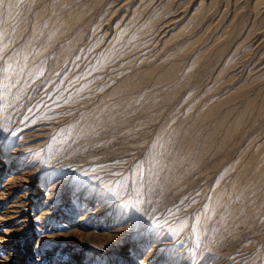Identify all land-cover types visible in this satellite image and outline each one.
<instances>
[{"label":"rangeland","instance_id":"obj_1","mask_svg":"<svg viewBox=\"0 0 264 264\" xmlns=\"http://www.w3.org/2000/svg\"><path fill=\"white\" fill-rule=\"evenodd\" d=\"M113 1L0 0V184L27 171L30 201L53 195L59 207L17 237L1 225L0 264H64L90 249L100 264L122 255L139 264L127 249L144 258L142 243L160 232L175 245L151 251L156 261L179 249L188 264H264V77L247 75L239 44L254 0H216L163 39L171 5L120 0L113 12ZM222 13L234 18L214 40L204 22ZM35 129L41 137L24 143ZM100 200L102 212L80 228L83 203ZM120 225L117 237L110 229ZM11 239L12 261L2 250Z\"/></svg>","mask_w":264,"mask_h":264},{"label":"bare ground","instance_id":"obj_2","mask_svg":"<svg viewBox=\"0 0 264 264\" xmlns=\"http://www.w3.org/2000/svg\"><path fill=\"white\" fill-rule=\"evenodd\" d=\"M142 1V0H141ZM140 1V3H141ZM145 1V0H144ZM234 5H235V8L237 7L236 5L239 4L240 1L242 0H239L237 2V0H234ZM119 2L120 0H115L113 2H111L110 4V11H113L114 10H117L119 7H117V5H119ZM216 2V0H199L197 3H196V0H146L145 4L142 3V5H138L142 8L145 9V7H147L148 9H151V11H154L158 6L160 5H163V4H169L173 7V10H172V13L170 15H167V17L165 19H163L160 24H159V27H158V31L161 30V34L162 36L160 37V39H163L165 37H171L174 32L175 29H180V31L183 29V28H186L187 25H189L193 19H195V16H198L200 14V17L203 13H206L210 10H208V8L210 7L211 4H214ZM219 2V0H218ZM12 3V2H11ZM121 3V2H120ZM128 3V2H126ZM138 3V2H137ZM139 3V4H140ZM237 3V4H235ZM255 7L254 8H257V11L255 12L256 13V16L253 20V22L251 23L250 27L248 28L246 34L243 36L242 38V41L239 42L240 45H243V48L242 50L240 51V57L243 59V57L247 58V56H249V61L248 63L245 65L247 67V75L253 79V78H260V77H264V0H254V2H252ZM13 4V3H12ZM243 4V3H241ZM11 5V4H10ZM109 5V4H108ZM169 5H167L166 7H168ZM220 5H221V2L218 3V7L217 9L219 10L220 8ZM136 6V7H138ZM213 6V5H212ZM211 6V7H212ZM243 6V5H242ZM241 6V7H242ZM117 7V8H115ZM234 7V6H233ZM239 7V6H238ZM162 8V7H161ZM169 8V7H168ZM206 8V9H205ZM253 8V9H254ZM143 9V10H144ZM167 9V8H166ZM165 9V10H166ZM192 9V10H191ZM205 9V10H204ZM212 9V8H211ZM238 9V8H237ZM136 10V9H135ZM160 10V9H159ZM170 10V9H169ZM191 10V11H190ZM233 10V9H232ZM255 10V9H254ZM253 10V11H254ZM137 11V10H136ZM148 11V10H147ZM205 11V12H204ZM235 11H238L239 10H235ZM233 11V12H235ZM134 12V10L132 11ZM141 12V11H140ZM211 13V12H209ZM215 13V12H214ZM116 14V13H115ZM125 14V13H124ZM154 14V13H153ZM152 14V15H153ZM236 14V12L234 13ZM240 14V13H239ZM133 15V13H132ZM136 15V14H135ZM208 15V14H207ZM255 15V14H254ZM142 16V14H141ZM141 16H138L140 17L141 19ZM238 16V15H237ZM236 17V16H235ZM133 18V17H132ZM150 18V16H149ZM206 19V15L204 17ZM233 15H232V18H231V13H228V14H219V15H214V16H211L210 19L206 20L204 22V30L203 31H206L208 30L210 27H213L215 29V33L214 34V40H219V39H222V36L225 32V30L228 28V25L230 24L231 20L233 19ZM122 20V19H121ZM136 20V19H135ZM134 20V22H135ZM139 20V19H138ZM137 20V21H138ZM145 21V20H144ZM158 21V20H157ZM120 22V21H119ZM131 22V21H130ZM195 22V21H194ZM122 23V21H121ZM128 23V22H127ZM149 23V22H147ZM196 23V22H195ZM194 23V24H195ZM201 23V22H200ZM126 24V23H125ZM133 24V23H132ZM130 25V24H129ZM135 25V24H134ZM146 25V24H145ZM193 25V23H192ZM191 25V26H192ZM198 25V24H197ZM201 25V24H200ZM133 26V25H132ZM140 26V24L138 25ZM147 26V25H146ZM154 26V25H153ZM152 26V27H153ZM190 26V28H191ZM118 27V26H117ZM126 27V26H125ZM128 27V26H127ZM129 28V27H128ZM132 28V27H131ZM156 28V27H155ZM189 28V26H188ZM189 28V29H190ZM197 28V27H196ZM149 29V28H148ZM192 29V28H191ZM190 29V30H191ZM203 29V28H202ZM230 29V28H229ZM121 30H122V27H121ZM147 30V29H146ZM231 30V29H230ZM140 31V30H139ZM144 31V29H143ZM151 31V30H150ZM179 31V32H180ZM186 31V30H185ZM188 31V30H187ZM245 31V30H244ZM118 32V31H117ZM130 32V30H129ZM133 32H135V29L133 30ZM132 32V33H133ZM191 32V31H190ZM211 32V30H210ZM128 33V32H127ZM131 33V34H132ZM151 33V32H150ZM160 33V32H159ZM203 33V32H202ZM201 33V34H202ZM229 33V32H228ZM232 32H230V34H227V37L228 35H231ZM115 34V33H114ZM130 34V35H131ZM152 34V33H151ZM148 33V35H151ZM157 34V33H156ZM183 34V33H182ZM200 34V35H201ZM226 34V33H225ZM120 35V33H119ZM118 35V36H119ZM129 35V36H130ZM135 35V34H134ZM147 35V34H146ZM177 35V34H176ZM180 35V34H179ZM177 35V36H179ZM125 36V35H124ZM137 36V35H136ZM140 36V35H139ZM157 36V35H156ZM177 36H174L175 38H177ZM182 36V35H181ZM193 36V35H192ZM199 36V34H198ZM197 36V37H198ZM205 36V34H204ZM203 36V38H204ZM207 36V35H206ZM226 36V35H225ZM232 36V35H231ZM122 37V36H120ZM135 37V36H134ZM154 37V35H153ZM200 37V36H199ZM230 37V36H229ZM119 38V37H118ZM137 37H135V40H136ZM145 38V37H144ZM181 38V37H180ZM179 38V39H180ZM211 38V37H210ZM121 39V38H120ZM119 39V40H120ZM132 39V38H131ZM134 39V38H133ZM132 39V40H133ZM140 39V38H138ZM143 39V37L141 38ZM159 39V38H158ZM172 38H170L171 40ZM174 39V38H173ZM178 39V40H179ZM202 39V38H201ZM200 39V41H201ZM226 39V38H224ZM117 40V39H116ZM149 40V39H147ZM177 40V39H176ZM177 40V41H178ZM187 40V39H186ZM197 39H195L196 41ZM208 40V39H207ZM211 40V39H210ZM122 41V39H121ZM120 41V42H121ZM125 41V40H124ZM127 41V40H126ZM134 41V40H133ZM132 41V42H133ZM164 41H167V40H164ZM163 41V46L166 45V43ZM169 41V40H168ZM174 41V40H173ZM199 41V40H198ZM197 41V42H198ZM223 41V40H222ZM118 42V41H117ZM131 42V43H132ZM194 42V41H193ZM192 42V43H193ZM215 42V41H214ZM217 42V41H216ZM221 42V41H220ZM236 42V40H235ZM242 42L244 44H242ZM111 43V42H110ZM127 43V42H126ZM143 43V42H142ZM146 43V42H145ZM151 43V42H150ZM158 43V42H157ZM165 43V44H164ZM189 43V42H188ZM191 43V44H192ZM196 43V42H195ZM194 43V44H195ZM206 43V42H205ZM208 43V41H207ZM212 43V42H211ZM219 43V42H218ZM223 43V42H222ZM108 45V43H106ZM113 44V43H112ZM118 44V43H117ZM116 44V45H117ZM124 44V43H123ZM122 44V45H123ZM221 44V43H220ZM131 44H129L130 46ZM133 45V44H132ZM150 45V44H149ZM198 45V44H197ZM205 45V44H204ZM126 46V45H125ZM136 46V45H135ZM143 46V45H142ZM147 46V45H146ZM156 46V45H154ZM196 46V45H194ZM218 46V45H217ZM216 46V47H217ZM237 46V44H236ZM239 46V45H238ZM178 47H181V46H178ZM197 47V46H196ZM203 47V45H202ZM209 47V46H208ZM212 47V45H211ZM139 48V47H138ZM141 48V47H140ZM139 48V50H140ZM144 49V47H142ZM153 48V47H152ZM177 48V47H176ZM210 48V47H209ZM239 48V47H238ZM137 49V48H136ZM207 49V48H206ZM240 49V48H239ZM157 50V49H156ZM204 50V49H203ZM202 50V51H203ZM213 50V49H212ZM234 50V49H233ZM150 51V50H149ZM237 52V49L235 50ZM148 52V50H147ZM160 52V51H159ZM161 52H162V49H161ZM175 52H176V49H175ZM175 52H172V53H175ZM207 52H208V49H207ZM234 52V51H232ZM144 53V52H143ZM200 54L202 53L201 51L199 52ZM205 53V52H204ZM203 53V54H204ZM235 53V52H234ZM147 54V53H146ZM159 54V53H158ZM156 54V55H158ZM167 54V53H166ZM170 54V53H169ZM238 54V52H237ZM168 55V54H167ZM231 55H234V54H231ZM150 56V54H149ZM202 56V55H200ZM198 57H199V54H198ZM238 58V56H236ZM245 58V59H246ZM194 59H197V55H196V58ZM193 59V60H194ZM230 59V58H229ZM240 59V58H239ZM241 59V60H242ZM112 60V59H111ZM247 60V59H246ZM231 61V60H230ZM233 61V60H232ZM239 61V60H238ZM243 61V60H242ZM112 62V61H111ZM241 62V61H240ZM108 63V62H107ZM117 63V61H116ZM115 63V64H116ZM234 63H236V61H234ZM238 63V62H237ZM114 64V63H113ZM112 64V65H113ZM233 65V63H231ZM109 65V64H108ZM231 65V66H232ZM235 65V64H234ZM239 66V65H238ZM236 66V67H238ZM243 66V64L241 65ZM230 67V65L228 66ZM235 67V66H233ZM235 67V68H236ZM116 68V67H115ZM242 69V68H241ZM230 70V68L228 69ZM227 70V71H228ZM233 70V69H231ZM110 71V70H109ZM226 71V72H227ZM239 72V71H238ZM236 74V72L234 73V71H232L230 73V76H234ZM224 75H225V72H224ZM223 75V77H224ZM239 76V75H238ZM229 77V79L231 78ZM228 78V77H227ZM236 78V76H235ZM234 78V79H235ZM246 79V78H245ZM225 81V80H224ZM244 81V80H243ZM242 81V82H243ZM252 81V80H251ZM255 81L253 80L252 83H254ZM213 83V82H212ZM247 83V82H246ZM245 83V84H246ZM250 83V82H249ZM251 83V84H252ZM256 83V82H255ZM214 84V83H213ZM227 84V82H226ZM243 84V83H242ZM243 84V85H245ZM249 84V85H251ZM223 85V84H222ZM229 85V84H228ZM241 85V84H240ZM237 86L238 88L241 87V86ZM247 85V86H249ZM260 85V83H259ZM251 87V86H250ZM236 88V90L238 89ZM240 89V88H239ZM235 90V88H234ZM233 90V91H234ZM243 90V88H242ZM245 91V90H244ZM243 91V92H244ZM225 92V91H223ZM235 92H239V91H235ZM234 93V92H233ZM247 93V92H246ZM222 94V93H221ZM229 95V94H228ZM226 95V96H228ZM236 95V94H235ZM239 95V94H237ZM245 95V94H244ZM224 96V97H226ZM230 96V95H229ZM220 97V96H219ZM222 97V99L224 98ZM31 131V130H30ZM35 132H39V129H35L33 130L31 133H27L25 134V140L23 141L24 143L27 142V144H32L33 141H35V138H40L41 137V134H37V135H34L33 133ZM24 134V133H23ZM23 140V139H22ZM21 141V140H20ZM19 141V142H20ZM26 146V145H25ZM22 147V146H20ZM23 148V147H22ZM16 150V149H15ZM32 183H33V180H32V177H30L28 175V172L27 171H24L22 172L20 175L18 176H14V177H10V178H5L3 180V182L0 184V199L1 198H5V201L6 199L9 200L8 201V204L6 205V207H2L3 212H0V226L1 225H9L8 229H7V233L6 235L8 237H11V236H14V237H17L15 234L20 230L22 229L23 227H26L28 225H30L32 222L34 221H38L36 220L37 218H40L42 217L43 219L44 218H47L50 214H56V211L55 209L56 208H59L57 205H54L53 204V195H49L48 197L45 198V200L40 203L38 202V196L36 195V193L34 192H31L30 193V196H31V201H30V198H28V194H29V191L33 188L32 186ZM3 200V199H2ZM4 201V200H3ZM84 205H86L87 207H89L87 210H85V213H83L79 219H78V226L80 228H83L86 224H90V220H92L93 218V215H96V214H99L100 212H102V207H103V201H99L97 204L96 203H90V202H86V203H83ZM4 205V204H3ZM97 208L96 212H93L92 210ZM1 209V208H0ZM101 210V211H100ZM37 211H40V213L37 215ZM36 216V217H34ZM105 216V215H104ZM25 230V229H23ZM46 230V229H45ZM49 230V229H48ZM25 232V231H24ZM110 232L114 235H116L117 237H120L122 234H123V226H118V227H113L112 229H110ZM43 233V232H42ZM62 233V232H61ZM59 234V233H58ZM56 234V235H58ZM52 234H50V236H45V237H42L41 239H52L53 236H51ZM42 236V235H41ZM40 236V237H41ZM67 236V233L65 234H59V237L62 239V240H65ZM2 238V242L5 241L6 239L4 237H1ZM7 243L10 245L13 243V245L10 247L9 245L6 246V247H3L2 250H6L5 251V254L9 255L11 260H13V257L15 254H18L20 251L18 250H15V251H9L10 249H12V247H19L17 242L14 240V239H11L9 241H7ZM16 243V244H14ZM143 245V250L145 249V247L147 246H150V248L147 250L149 251L147 253V255L140 259L139 257L141 256V253H142V250H140V248L137 250V251H133V247H131L130 249H127V252L130 254V255H135L133 260L139 264H188L187 260H185V258L183 259L182 258V250H179L177 249V251H175L173 254L169 255V256H164L163 258H160L158 261H156L154 259L155 257V254H157V251L153 252L152 254L150 253L151 251H154V249H161V248H165V249H168L169 245L172 244V245H175V242L174 241H170L169 237L167 235H165L164 232H160L157 236H154L152 238H150L149 240L145 241ZM142 244H139V246H141ZM122 249H124L126 246L123 244L122 246ZM178 248V247H177ZM174 249H176V247H174ZM9 251V252H8ZM70 258L67 259V261L64 263V264H77V258L80 257V258H85V262L87 261H90V264H100V262L97 260H94L93 261V256H95V251L90 249V252L88 254V256H83L82 254L79 253L78 250H73L70 252ZM129 255V256H130ZM239 257V256H238ZM129 258L128 256L126 255H122L120 258L119 257H113V264H114V261H117V259H120L118 261H122L124 264H128L130 262V259H128V261L126 262L125 259ZM98 259V257H97ZM117 261V262H118Z\"/></svg>","mask_w":264,"mask_h":264}]
</instances>
